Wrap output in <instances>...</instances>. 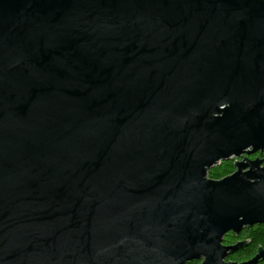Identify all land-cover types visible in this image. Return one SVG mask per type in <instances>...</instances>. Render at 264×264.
I'll return each instance as SVG.
<instances>
[{"label": "water", "instance_id": "obj_1", "mask_svg": "<svg viewBox=\"0 0 264 264\" xmlns=\"http://www.w3.org/2000/svg\"><path fill=\"white\" fill-rule=\"evenodd\" d=\"M258 152L264 0H0V264H258Z\"/></svg>", "mask_w": 264, "mask_h": 264}, {"label": "trees", "instance_id": "obj_2", "mask_svg": "<svg viewBox=\"0 0 264 264\" xmlns=\"http://www.w3.org/2000/svg\"><path fill=\"white\" fill-rule=\"evenodd\" d=\"M262 159H264V153ZM234 162V159L220 162L208 171L207 177L217 180L231 174L235 170ZM223 243L226 246L242 243V246H237L236 250L228 256V262L243 263L248 261L257 254L259 249H264V225L255 224L245 227L239 233L230 231L224 235ZM188 264H200V261L191 260ZM258 264H264V258L260 259Z\"/></svg>", "mask_w": 264, "mask_h": 264}, {"label": "flooded vegetation", "instance_id": "obj_3", "mask_svg": "<svg viewBox=\"0 0 264 264\" xmlns=\"http://www.w3.org/2000/svg\"><path fill=\"white\" fill-rule=\"evenodd\" d=\"M263 153L264 152H258V153L250 154V155H247V156H244V157H246L248 159H254L256 157L262 158L263 157Z\"/></svg>", "mask_w": 264, "mask_h": 264}]
</instances>
